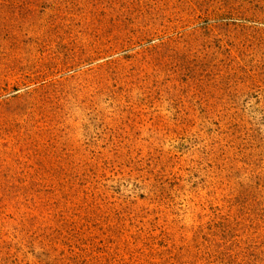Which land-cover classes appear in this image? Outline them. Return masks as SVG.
Segmentation results:
<instances>
[{
  "label": "rangeland",
  "instance_id": "374dc122",
  "mask_svg": "<svg viewBox=\"0 0 264 264\" xmlns=\"http://www.w3.org/2000/svg\"><path fill=\"white\" fill-rule=\"evenodd\" d=\"M0 264H264V0H0Z\"/></svg>",
  "mask_w": 264,
  "mask_h": 264
}]
</instances>
